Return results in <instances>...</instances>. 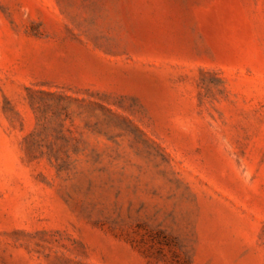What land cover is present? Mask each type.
<instances>
[{
	"label": "rangeland",
	"instance_id": "1",
	"mask_svg": "<svg viewBox=\"0 0 264 264\" xmlns=\"http://www.w3.org/2000/svg\"><path fill=\"white\" fill-rule=\"evenodd\" d=\"M0 264H264V0H0Z\"/></svg>",
	"mask_w": 264,
	"mask_h": 264
}]
</instances>
